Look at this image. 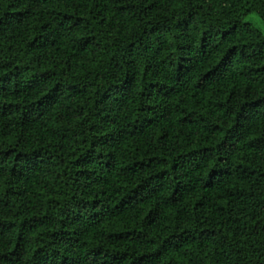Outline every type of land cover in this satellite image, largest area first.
<instances>
[{"label": "trees", "instance_id": "trees-1", "mask_svg": "<svg viewBox=\"0 0 264 264\" xmlns=\"http://www.w3.org/2000/svg\"><path fill=\"white\" fill-rule=\"evenodd\" d=\"M264 0H0V264H264Z\"/></svg>", "mask_w": 264, "mask_h": 264}, {"label": "rangeland", "instance_id": "rangeland-1", "mask_svg": "<svg viewBox=\"0 0 264 264\" xmlns=\"http://www.w3.org/2000/svg\"><path fill=\"white\" fill-rule=\"evenodd\" d=\"M246 22L253 24L256 28L264 33V23L261 21L257 14H251L250 16H248Z\"/></svg>", "mask_w": 264, "mask_h": 264}]
</instances>
